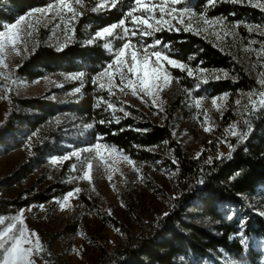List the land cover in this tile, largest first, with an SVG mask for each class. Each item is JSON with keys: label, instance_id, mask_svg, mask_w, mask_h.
Listing matches in <instances>:
<instances>
[{"label": "trees", "instance_id": "1", "mask_svg": "<svg viewBox=\"0 0 264 264\" xmlns=\"http://www.w3.org/2000/svg\"><path fill=\"white\" fill-rule=\"evenodd\" d=\"M248 1L264 4V0H238L235 4L230 0H217L215 5H208L206 0H189V6L197 16L203 15L206 19L219 18L232 25H264V15ZM50 2L0 0V30L3 25L13 24L21 16L26 17ZM132 6L133 0H117L111 11L96 14L92 11L96 4L83 0L73 44L61 52L41 45L23 61L16 76L28 83L50 76L79 72L85 75L79 86L80 98L71 103L58 104L47 97L22 100L11 96L10 113L0 126V157L22 151L26 162L12 177L2 180L0 187H27L30 179L46 167L48 159L92 145L96 137L101 136L102 142L130 157L137 171L164 170L176 177L175 198L165 217L155 223L138 220L137 232L115 220L110 221L123 236L124 245L113 252L102 251L97 264H264V215L252 204L259 202L264 212V109L251 111L250 107L243 121H238L236 104L237 99L248 97L250 91H264V86L202 38L184 32H162L154 40L162 42L160 48L169 47L171 58L194 69L231 74V80L203 83L170 69L172 76L178 78L174 80L187 92L207 98L229 97L223 118L215 126L213 146L217 149L226 139L230 155L211 158L202 155L196 159L190 156L174 137L175 118L170 111L159 112L164 121L159 126L141 112L125 107L129 115L117 111L116 116L120 118L117 123L110 111H104L105 105L94 108L96 97L107 98L108 93L92 83L93 76L112 57L103 48L102 41L91 45H81V42L86 37L90 39L97 30L118 23ZM129 21L130 17L125 23L129 25ZM120 45L118 43L117 47ZM73 89L75 87L71 86L66 90ZM64 117L74 119L75 124L55 125ZM100 120L106 122L100 124ZM233 123L239 131L246 132L243 140L227 137L225 129ZM88 124L93 127L87 128ZM155 150L165 151L168 157L155 154ZM69 191L74 190L62 184L52 185L44 192L28 188L14 200L0 199V216L10 218L21 209L25 212L31 206H35L31 209L46 206L64 198ZM123 191L124 188H120L118 194L125 204L128 187L125 194ZM82 201L88 208L86 198ZM203 220L211 224L210 229L197 225ZM241 232L243 241L238 235Z\"/></svg>", "mask_w": 264, "mask_h": 264}, {"label": "rangeland", "instance_id": "2", "mask_svg": "<svg viewBox=\"0 0 264 264\" xmlns=\"http://www.w3.org/2000/svg\"><path fill=\"white\" fill-rule=\"evenodd\" d=\"M90 1L94 2L96 7L104 2V0ZM247 3L264 15V4L250 1ZM74 6L81 14L70 25L74 29V32L69 33L71 39H66L64 36L63 24L60 28H55L59 19L54 21L49 14L46 19H41L39 24H35L31 36L25 35L26 44L18 45L19 54L6 49L4 53L6 67H0V73H2L0 75V126L5 123L10 113L12 95L22 100L47 97L48 100L58 104L71 103L80 98L81 91L74 93V89L69 91L66 89L71 86L75 88L81 86L83 79L71 80L67 79L68 76L59 75L28 83L16 76L23 61L39 46L42 45L61 52L73 44L76 28L79 25L78 18L83 11L80 5ZM175 7L182 8L183 4L175 5ZM112 8L111 0H107V6L100 8L95 13L108 12ZM39 15L36 13L30 18L26 16L21 27L28 22L34 23ZM134 15H141V13L137 12ZM130 21L129 25L125 23L126 26L132 27ZM188 22L186 15L184 17L185 25ZM191 22L194 28H204L203 20L197 15L192 18ZM173 23L175 24V22ZM222 24L227 25V28L221 30L219 25L215 29L208 27L207 31H200L199 34L183 31V26L180 24H176V27L181 29L179 32L195 35L211 44L221 54L241 66L256 83L259 80H264V52L257 51L264 45V25L251 26L243 23L232 25L224 21ZM249 29H252L251 35ZM115 31L120 33L122 29L118 28ZM225 31L227 35H225ZM162 32L177 31L165 29L157 32L153 37L147 38L146 43H151L149 40L156 39L157 34ZM217 32H219V36H217ZM88 40L86 37L81 45H91L87 43ZM250 40H255L256 43L249 44ZM96 41L103 43L111 41L114 47H117L118 43H122L112 37ZM160 50L168 54L169 47L164 46ZM106 52L108 53L107 50ZM164 63L169 69L179 70L167 65L166 61ZM192 69L193 76L190 78L193 79L202 80V76L207 77L208 81L232 79L231 74L227 71L208 72L203 70L201 74V68ZM183 72L187 74V71ZM224 73H227L226 78ZM216 76L221 78L217 80ZM116 82L119 83V80L117 79ZM118 95L119 99L123 101L124 107H131L141 112L159 126H162L164 122L159 112L170 111L173 113L175 118L174 137L195 159L202 155L211 158L213 155L218 157L229 154L230 147L226 142H222L217 149L213 146L215 126L223 118L229 97L223 96L221 99H217L216 106L212 105L211 98L203 97L201 107L197 109L195 98L200 96L185 91L180 82L174 79L170 85L159 92L155 105L151 98L145 97L144 100L147 101L145 103L140 98L131 95L130 92L127 95L123 93H118ZM240 101V105H237V117L238 121H243L246 114L245 105L249 106L248 110L251 106L249 97L243 96ZM218 108L220 110H217ZM23 114L28 115L25 112ZM205 118L209 122L207 125L204 124ZM64 124L74 125L75 120L64 117L55 122V125ZM205 126L210 128L209 132L204 131ZM227 137L233 136L228 133ZM154 153L168 157L165 151L155 150ZM85 155L87 154L82 153V158ZM25 162L26 156L22 151L11 152L7 156L0 157V182L12 177ZM74 163L78 162L72 156L69 160L58 161L55 165L51 164L48 159L46 167L30 179L27 187L23 185L10 189L0 187V199L5 200L16 199L28 188H36L39 192H44L55 184L71 186L73 190L77 187L81 189L79 193L74 192V195L69 197L66 202L62 198L54 200L46 206L24 212L25 226L29 232L35 231L38 234L42 244V251L32 257L35 264H97L102 258V251L113 252L124 245L123 236L110 225V221L115 220L137 232L138 220L145 223L157 222L167 215L175 198L174 181L176 176L174 174L149 168L139 172L134 163L129 164L116 152L110 154L107 167L97 160L93 161L94 170L91 184L87 180L76 178L80 176V173L71 170ZM97 167H99V171H96ZM127 187V199L124 204L120 200L118 192L120 188H124L123 193L125 194ZM82 198H86L88 208L84 206ZM258 203L252 202L255 209L259 211L258 213H262L260 203ZM197 225L206 229H210L211 226L205 220L198 221Z\"/></svg>", "mask_w": 264, "mask_h": 264}, {"label": "snow or ice", "instance_id": "3", "mask_svg": "<svg viewBox=\"0 0 264 264\" xmlns=\"http://www.w3.org/2000/svg\"><path fill=\"white\" fill-rule=\"evenodd\" d=\"M230 2L235 4L238 0H230ZM206 3L208 5H215L217 0H206ZM116 4L117 0H111L113 8L116 7ZM180 4L184 6L182 8L175 7V5ZM74 5L83 7V0H51L45 7L34 9L27 14L29 18L36 13L40 14L34 23L28 22L21 27V23L26 20V17L21 16L15 23L3 25V30H0V67H6L4 63L6 49L19 54L18 45L26 44L25 35L31 36L35 24H39L41 19H46L49 14H51L52 20L59 19V23L55 24V28H60L61 24H63L64 36L66 39H71L69 33L74 32V29L70 25L81 14ZM106 6L107 0H104L97 7L92 8V11L96 12ZM137 12L141 13V15H134ZM157 12L159 13L158 16ZM186 15L189 22L185 25L184 17ZM196 15L189 6V0H133V6L118 23H113L110 26L97 30L88 40V44H93L98 39L107 40L109 37H112L114 40H120L122 43L119 47H114L111 41L105 42L102 45L112 58L93 76L92 83L99 90H106L108 96L107 98L102 95L96 97L94 108H100L102 104L105 105L104 111H110L111 116L118 123L120 118L116 116L117 111L123 112L124 116L129 115L123 106V101L119 99L118 93L127 95L130 92L131 95L140 98L145 103L147 101L144 98L148 97L151 98L153 105H155L159 92L170 85L173 79H178L172 76L170 69L165 66V61L167 65L178 68L182 72L187 71V75L192 77V68L183 62L171 58L167 52L160 50L162 43L160 40H152L151 43H146V39L153 37L157 32L165 29L179 32L181 29L177 28L176 24L182 25L183 31L193 32L194 34H199L200 31H207L208 27L215 29L218 25L221 27V30L227 28V25L222 24L219 18L206 19L203 15L200 16V19L203 20L204 28H194L191 21ZM129 17H131L130 23L132 27H128L125 24V21ZM118 28L122 29L120 33H116L115 31ZM251 32L252 29H249L250 35ZM216 34L219 36V32ZM225 35H227L226 31ZM255 43V40L249 41V44ZM257 51L264 52V45ZM200 71L202 74L203 70ZM84 75L83 72H79L69 75L67 79L81 80ZM224 77H227V73H224ZM220 78V76L215 77L217 80ZM117 79L119 83L116 82ZM202 82L208 83V78L202 76ZM258 83L264 86V80H259ZM197 89H199V85H197ZM80 91L81 87L74 89V93H79ZM253 96H257L258 98L253 100ZM113 97H116L115 101H113ZM248 97L251 111L264 109V91H260L259 93L250 91ZM202 99L203 97L195 98V107L197 109L201 107ZM217 99L221 98H211L213 106L217 105ZM240 103L241 101L237 99L236 104L240 105ZM248 109L249 106L245 105L246 112H248ZM217 110L220 109L218 108ZM248 114L250 115V112ZM105 122L104 120L99 121L100 124H104ZM108 122L110 123L111 121ZM208 123L207 118H205L204 124L207 125ZM86 127L91 129L93 125L88 124ZM204 131L209 132L210 128L205 126ZM225 131L233 137H239L240 140H243L246 135V132L237 129L235 123L230 128L225 129ZM102 139L103 137L97 136L95 143L92 145H86L62 157H51L50 163L55 165L58 161L69 160L70 156L75 157L78 163H74L71 166V170L80 173V176L76 177L77 179L82 178L90 184L92 182L94 160L107 167L110 154L116 152L123 159L127 160L129 164L134 163L130 157L124 155L120 150L102 143ZM225 142H227L226 139ZM82 153L87 155L82 158ZM208 162L211 163V159ZM96 171H99V167L96 168ZM80 191L81 189L78 187L74 191H69L65 194L64 201L66 202L69 197H72L74 192L79 193ZM31 207L28 209L29 211H31ZM260 214L264 215V212ZM23 217V209L10 218L0 216V264H35V260L32 257L42 251V244L38 234L35 231L29 232L25 226ZM238 235L243 241V233H238Z\"/></svg>", "mask_w": 264, "mask_h": 264}]
</instances>
